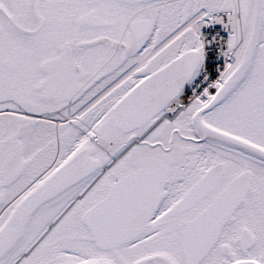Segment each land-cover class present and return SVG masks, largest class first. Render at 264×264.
<instances>
[{
  "label": "snow or ice",
  "instance_id": "snow-or-ice-1",
  "mask_svg": "<svg viewBox=\"0 0 264 264\" xmlns=\"http://www.w3.org/2000/svg\"><path fill=\"white\" fill-rule=\"evenodd\" d=\"M0 264H264V0H0Z\"/></svg>",
  "mask_w": 264,
  "mask_h": 264
}]
</instances>
